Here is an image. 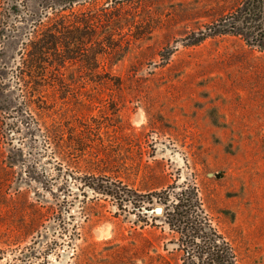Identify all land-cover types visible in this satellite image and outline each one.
<instances>
[{"label": "rangeland", "instance_id": "374dc122", "mask_svg": "<svg viewBox=\"0 0 264 264\" xmlns=\"http://www.w3.org/2000/svg\"><path fill=\"white\" fill-rule=\"evenodd\" d=\"M46 1L0 0V264H198L157 213L189 188L238 264H264V53L187 46L236 2Z\"/></svg>", "mask_w": 264, "mask_h": 264}, {"label": "trees", "instance_id": "16d2710c", "mask_svg": "<svg viewBox=\"0 0 264 264\" xmlns=\"http://www.w3.org/2000/svg\"><path fill=\"white\" fill-rule=\"evenodd\" d=\"M82 1L84 0H48L46 1V7L56 10V16L62 17L63 12L72 10L75 4ZM225 1L236 2L237 5L229 13L220 14L217 19L204 26L205 32H202L196 40H190L187 46H198L209 38L216 39L217 37L230 36L239 38L249 48L264 53V0ZM4 4L7 6L4 8L5 12H8L10 16L17 15L18 0H4ZM108 21L111 25L119 23V20L110 19ZM27 22L39 23L40 20H35L34 16L31 15ZM85 23L90 24L88 21ZM96 23H99L98 20ZM6 25V15H2L0 19V38L5 36ZM32 28L34 30L30 32V38L25 49L28 53L31 52L32 55L36 56L35 58L41 59L45 50L53 48H48L47 44L30 48L29 43L33 44L34 39H38L35 32L36 25L32 24ZM2 87L0 86V94ZM27 106H29L28 102L24 104L25 108ZM0 110L3 115L8 111L7 108H0ZM1 129L0 125V131ZM156 197L159 203L165 206L162 212L166 224L181 236V246H186L189 251H194V254L187 253L190 259L194 257L198 264H238L237 256L230 242L212 226L205 215L195 189L189 188L177 194H172L167 190L156 194Z\"/></svg>", "mask_w": 264, "mask_h": 264}, {"label": "water", "instance_id": "95a60500", "mask_svg": "<svg viewBox=\"0 0 264 264\" xmlns=\"http://www.w3.org/2000/svg\"><path fill=\"white\" fill-rule=\"evenodd\" d=\"M157 213H162V209L157 210Z\"/></svg>", "mask_w": 264, "mask_h": 264}, {"label": "flooded vegetation", "instance_id": "af4514ba", "mask_svg": "<svg viewBox=\"0 0 264 264\" xmlns=\"http://www.w3.org/2000/svg\"><path fill=\"white\" fill-rule=\"evenodd\" d=\"M159 210V209H158Z\"/></svg>", "mask_w": 264, "mask_h": 264}]
</instances>
